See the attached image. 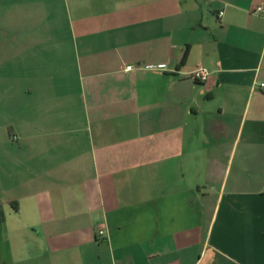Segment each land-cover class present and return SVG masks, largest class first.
I'll list each match as a JSON object with an SVG mask.
<instances>
[{
    "label": "crops",
    "instance_id": "1",
    "mask_svg": "<svg viewBox=\"0 0 264 264\" xmlns=\"http://www.w3.org/2000/svg\"><path fill=\"white\" fill-rule=\"evenodd\" d=\"M259 6L0 0V264H264Z\"/></svg>",
    "mask_w": 264,
    "mask_h": 264
},
{
    "label": "built area",
    "instance_id": "2",
    "mask_svg": "<svg viewBox=\"0 0 264 264\" xmlns=\"http://www.w3.org/2000/svg\"><path fill=\"white\" fill-rule=\"evenodd\" d=\"M263 10H264V7L259 6L256 8V10L254 12L261 13ZM223 14H224V12L221 11V12H219L218 16L221 18L223 16ZM160 67H162V66H160ZM126 69L131 70L132 66H127ZM208 76H209V71L206 68H198V69L194 70L190 75V77L192 79H194L195 81H198V82H202V83L207 80ZM259 87L261 89H264V81L259 83ZM104 234H105V231L102 229H99L97 232L98 237H101Z\"/></svg>",
    "mask_w": 264,
    "mask_h": 264
},
{
    "label": "trees",
    "instance_id": "3",
    "mask_svg": "<svg viewBox=\"0 0 264 264\" xmlns=\"http://www.w3.org/2000/svg\"><path fill=\"white\" fill-rule=\"evenodd\" d=\"M1 216V215H0Z\"/></svg>",
    "mask_w": 264,
    "mask_h": 264
}]
</instances>
